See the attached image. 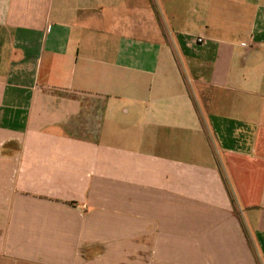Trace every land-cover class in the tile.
I'll return each mask as SVG.
<instances>
[{
	"label": "crops",
	"instance_id": "crops-1",
	"mask_svg": "<svg viewBox=\"0 0 264 264\" xmlns=\"http://www.w3.org/2000/svg\"><path fill=\"white\" fill-rule=\"evenodd\" d=\"M0 264H264V0H0Z\"/></svg>",
	"mask_w": 264,
	"mask_h": 264
},
{
	"label": "built area",
	"instance_id": "built-area-1",
	"mask_svg": "<svg viewBox=\"0 0 264 264\" xmlns=\"http://www.w3.org/2000/svg\"><path fill=\"white\" fill-rule=\"evenodd\" d=\"M201 40H202L201 38L197 39L198 42H201Z\"/></svg>",
	"mask_w": 264,
	"mask_h": 264
}]
</instances>
